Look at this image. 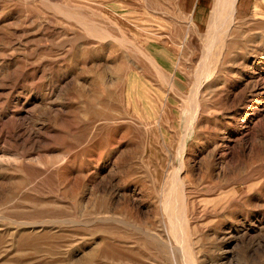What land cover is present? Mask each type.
<instances>
[{
    "label": "rangeland",
    "instance_id": "rangeland-1",
    "mask_svg": "<svg viewBox=\"0 0 264 264\" xmlns=\"http://www.w3.org/2000/svg\"><path fill=\"white\" fill-rule=\"evenodd\" d=\"M213 4L0 0V264H264V0Z\"/></svg>",
    "mask_w": 264,
    "mask_h": 264
},
{
    "label": "bare ground",
    "instance_id": "bare-ground-1",
    "mask_svg": "<svg viewBox=\"0 0 264 264\" xmlns=\"http://www.w3.org/2000/svg\"><path fill=\"white\" fill-rule=\"evenodd\" d=\"M238 1L239 0H214L208 21L209 30L208 34L205 36L206 41H226L231 28L230 24L238 13ZM207 47V53H209L212 46L208 45Z\"/></svg>",
    "mask_w": 264,
    "mask_h": 264
}]
</instances>
